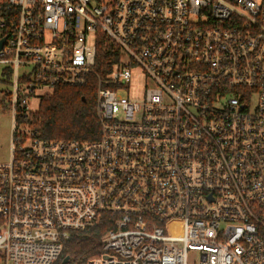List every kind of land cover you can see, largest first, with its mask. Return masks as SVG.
Listing matches in <instances>:
<instances>
[{
    "label": "built area",
    "instance_id": "1",
    "mask_svg": "<svg viewBox=\"0 0 264 264\" xmlns=\"http://www.w3.org/2000/svg\"><path fill=\"white\" fill-rule=\"evenodd\" d=\"M2 39L1 264L107 219L86 264H264V0H0ZM87 85L97 139L27 122Z\"/></svg>",
    "mask_w": 264,
    "mask_h": 264
},
{
    "label": "trees",
    "instance_id": "2",
    "mask_svg": "<svg viewBox=\"0 0 264 264\" xmlns=\"http://www.w3.org/2000/svg\"><path fill=\"white\" fill-rule=\"evenodd\" d=\"M95 96V88L90 85L57 87L42 97L38 110L26 120L47 139L95 140L99 137ZM108 220L94 228L72 232L54 264H86L101 255V236L110 228ZM67 256L69 261L64 263Z\"/></svg>",
    "mask_w": 264,
    "mask_h": 264
},
{
    "label": "rangeland",
    "instance_id": "3",
    "mask_svg": "<svg viewBox=\"0 0 264 264\" xmlns=\"http://www.w3.org/2000/svg\"><path fill=\"white\" fill-rule=\"evenodd\" d=\"M3 66L0 64V88L9 87L8 78L2 73ZM31 108L37 111L39 101L35 98L31 102ZM13 128V116L10 110L0 109V164L8 163L11 159V138Z\"/></svg>",
    "mask_w": 264,
    "mask_h": 264
},
{
    "label": "water",
    "instance_id": "4",
    "mask_svg": "<svg viewBox=\"0 0 264 264\" xmlns=\"http://www.w3.org/2000/svg\"><path fill=\"white\" fill-rule=\"evenodd\" d=\"M3 41H4V39H2V40L0 41V48L2 47ZM67 261H69V257H68V256H67L66 259L64 260V263H66Z\"/></svg>",
    "mask_w": 264,
    "mask_h": 264
}]
</instances>
